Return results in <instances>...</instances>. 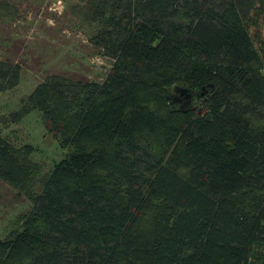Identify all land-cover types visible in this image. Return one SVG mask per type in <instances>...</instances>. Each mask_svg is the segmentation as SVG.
Here are the masks:
<instances>
[{
	"label": "trees",
	"instance_id": "obj_1",
	"mask_svg": "<svg viewBox=\"0 0 264 264\" xmlns=\"http://www.w3.org/2000/svg\"><path fill=\"white\" fill-rule=\"evenodd\" d=\"M80 5L111 68L48 74L30 94L66 151L42 178L33 147L0 133V179L29 201L0 264H250L264 246V0ZM19 71L0 61V91ZM180 86L201 112L176 106Z\"/></svg>",
	"mask_w": 264,
	"mask_h": 264
},
{
	"label": "rangeland",
	"instance_id": "obj_2",
	"mask_svg": "<svg viewBox=\"0 0 264 264\" xmlns=\"http://www.w3.org/2000/svg\"><path fill=\"white\" fill-rule=\"evenodd\" d=\"M79 5L80 0H0V61L20 69L17 83L0 91V133L19 152L28 145L33 147L25 158L39 166V178L48 174L66 151L44 129L41 113L29 102L30 94L48 74L73 72L102 81L111 68L110 59L91 43V28ZM171 93V98L181 99L174 102L178 108L186 104L179 92ZM186 94L190 95L186 106L201 112L198 91L187 90ZM22 107L27 112L14 119ZM16 192L0 179V239L16 229L18 216L29 210L27 197L15 196ZM262 261L264 246H259L250 264Z\"/></svg>",
	"mask_w": 264,
	"mask_h": 264
},
{
	"label": "water",
	"instance_id": "obj_3",
	"mask_svg": "<svg viewBox=\"0 0 264 264\" xmlns=\"http://www.w3.org/2000/svg\"><path fill=\"white\" fill-rule=\"evenodd\" d=\"M205 88H203V92H204ZM175 91L176 92H179L180 95L182 96L183 95V98L184 100H186V104H184L183 106H181V109L182 107L184 108L186 105H189L190 104V95L189 94H186L187 92V89L186 88H182V87H176L175 88ZM174 101H181V99H178L177 97L174 98Z\"/></svg>",
	"mask_w": 264,
	"mask_h": 264
}]
</instances>
